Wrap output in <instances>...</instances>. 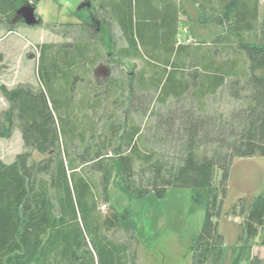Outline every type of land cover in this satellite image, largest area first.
I'll list each match as a JSON object with an SVG mask.
<instances>
[{
	"label": "trees",
	"instance_id": "obj_1",
	"mask_svg": "<svg viewBox=\"0 0 264 264\" xmlns=\"http://www.w3.org/2000/svg\"><path fill=\"white\" fill-rule=\"evenodd\" d=\"M32 1L36 7L40 0ZM193 1L202 24L225 28L213 40V52L199 55L179 41L185 11L175 0H101L98 19L109 27L114 22L126 42L117 49L118 60L146 63L134 77L126 80L120 73L87 81L85 63L101 55L106 28L101 25L98 34L89 20H80L72 25L71 47L42 46L41 87L2 86L9 108L0 136L10 138L19 129L25 151L10 164L0 162V264H135L131 241L137 228L129 207L118 211L110 204L115 183L139 200L163 197L171 187L190 188L193 201L206 209L194 264H223L226 242L218 219L231 165L236 158L264 157V76L252 74L264 67V29L260 0ZM18 4L0 0V21L9 23ZM218 47L238 58L216 61L211 53ZM77 78L79 99L71 92ZM153 90L166 105L165 114H155L150 149L142 127L130 123V113L145 116L148 98L141 96L150 98ZM219 92L241 107L210 113L204 102ZM35 152L46 157L37 160ZM217 169L222 174L216 184ZM231 215L242 218L232 264H264L253 251L258 244L264 247V195L236 203ZM119 232L128 236L124 242L116 240Z\"/></svg>",
	"mask_w": 264,
	"mask_h": 264
},
{
	"label": "rangeland",
	"instance_id": "obj_2",
	"mask_svg": "<svg viewBox=\"0 0 264 264\" xmlns=\"http://www.w3.org/2000/svg\"><path fill=\"white\" fill-rule=\"evenodd\" d=\"M84 1L40 0L36 8L38 16L42 18V24L35 27L26 24L14 25L10 22L12 17H9V23L0 21V124L4 121L3 113L9 108L8 101L1 93L2 86L8 89H13L20 84L41 87L39 56L42 46L54 44L52 50H56L60 45L72 46V43L75 42L74 31H76L72 28L73 24H77L80 20H89L87 9L79 11ZM25 2V0H19L21 5ZM92 2L94 7L98 8V3L101 0H92ZM175 2L185 8V13L180 16L181 21L178 22L179 41L189 44L191 52H198L199 55L204 52L209 53L210 48L213 52V40L223 34L225 28L217 22L202 24L201 12L195 1L175 0ZM260 5V21L264 29V0H260ZM103 25L106 28L105 35L102 36L104 47H98L101 54L99 58L110 56L112 61L109 63V68L113 73L112 76L116 77L122 73L124 75L122 77L127 80L130 78L129 73L139 72L146 63L143 60L131 58L118 60L117 49L126 46V42L114 22L112 25L110 24V27L107 24ZM98 40L103 43L100 38H97ZM219 47L217 54L212 55L213 53H211L216 61L238 58L231 50L221 51ZM99 58L85 63L86 71L84 73L86 75L84 77H87L88 82L90 78H95V73L106 75L107 70L109 71L107 66L98 68V65L101 64ZM242 61L245 62L244 67L246 66L245 68L248 70V59L243 57ZM102 68H106V70L101 71ZM190 68L189 72L195 70L193 65ZM147 70L149 75L153 73L151 69ZM252 74L258 77L264 76V67L255 68ZM77 76L80 77V75ZM83 81L85 82V80ZM79 85V83L75 85L74 97L76 99L81 96ZM135 89L137 90V86ZM152 93L151 99L147 95L141 96L142 101L148 98V101H145L148 104V112L145 116L134 115L133 117L130 113L132 118L130 123L142 127L145 144L150 149L153 146L150 143L151 140L147 141V139L152 137L159 120L155 114H163L166 105L159 101L158 92L153 90ZM113 100L114 98L111 99V101ZM167 101L170 106L172 100ZM104 102H108V99H104ZM206 102L204 105L210 113L227 114L241 107L238 101L232 99L231 95L225 92L210 96ZM108 106L110 107V105ZM24 151V142L19 129L15 128L10 138L0 136V162L10 164L15 161L18 154ZM165 152L170 151L165 150ZM34 157L41 160L46 155L35 152ZM221 174V171L217 169L214 179L216 184L219 183ZM259 195H264V157L234 159L230 169L227 197L220 219H218L219 231L225 237L226 242L223 264L233 263L240 245L239 237L242 235V218L228 216L230 209L236 203L245 201L249 204ZM110 201V204L112 203L118 211H123L125 207H129L132 211L137 228L136 235L131 241V252L135 257V264H194V249L204 224L206 209L203 205L193 201L190 188L171 187L167 189L163 197L150 194L145 199L139 200L130 199L115 183L110 188ZM115 237L117 241L124 242L128 236L119 232ZM260 240L261 238L257 239V242L260 243ZM254 249L255 254L264 260V247L258 244Z\"/></svg>",
	"mask_w": 264,
	"mask_h": 264
},
{
	"label": "flooded vegetation",
	"instance_id": "obj_3",
	"mask_svg": "<svg viewBox=\"0 0 264 264\" xmlns=\"http://www.w3.org/2000/svg\"><path fill=\"white\" fill-rule=\"evenodd\" d=\"M26 4H28V2L23 3V5H21L20 3L18 4L19 6H17L16 9L14 10V12L11 14L12 19L10 18L11 19L10 22L16 23V24H25L24 23V20L21 18V16L19 14H17V12H18V10L21 7H23ZM82 4H83L82 5V9H84V10L87 9L88 12H89V16L87 18H89L90 25L94 28L95 32L98 33L101 30V25L105 24V21L104 22L103 21L101 22L98 19V15H97L98 10H97V7H94L92 0H85ZM36 15H37V17H39L38 14H36ZM41 22H42V20H41ZM41 22H40V24H41ZM58 47H57V49H61V48L67 49L70 46L69 45H66V46L65 45H60ZM110 58L111 57L109 56V60H111ZM102 66H107L108 67V69H109V71L107 70L108 73L106 75L105 74H97V73H95V78L96 79H106V78H110L113 75V73H112V71L109 68V62L101 61V64L98 65V68L99 67H102ZM100 70L101 71H103V70L105 71L106 68H102ZM135 74H136V72L129 73V77H134ZM75 81L76 82L72 83L71 92H74L75 85L77 83H79V81H81V80L77 78Z\"/></svg>",
	"mask_w": 264,
	"mask_h": 264
},
{
	"label": "water",
	"instance_id": "obj_4",
	"mask_svg": "<svg viewBox=\"0 0 264 264\" xmlns=\"http://www.w3.org/2000/svg\"><path fill=\"white\" fill-rule=\"evenodd\" d=\"M82 5L80 6L79 10L82 9ZM17 14H19L24 20V23L30 27L37 26L41 22V18H38L36 15V7L31 3L21 7Z\"/></svg>",
	"mask_w": 264,
	"mask_h": 264
},
{
	"label": "built area",
	"instance_id": "obj_5",
	"mask_svg": "<svg viewBox=\"0 0 264 264\" xmlns=\"http://www.w3.org/2000/svg\"><path fill=\"white\" fill-rule=\"evenodd\" d=\"M107 207H108L107 205H103V206H102V210H106Z\"/></svg>",
	"mask_w": 264,
	"mask_h": 264
},
{
	"label": "crops",
	"instance_id": "obj_6",
	"mask_svg": "<svg viewBox=\"0 0 264 264\" xmlns=\"http://www.w3.org/2000/svg\"><path fill=\"white\" fill-rule=\"evenodd\" d=\"M184 7V6H183ZM184 11H185V8H184ZM180 19H181V17H180ZM179 36V35H178ZM253 251H255V249L253 250ZM255 253V252H254Z\"/></svg>",
	"mask_w": 264,
	"mask_h": 264
}]
</instances>
